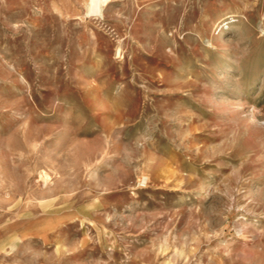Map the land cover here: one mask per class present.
<instances>
[{"label":"rangeland","instance_id":"rangeland-1","mask_svg":"<svg viewBox=\"0 0 264 264\" xmlns=\"http://www.w3.org/2000/svg\"><path fill=\"white\" fill-rule=\"evenodd\" d=\"M89 3L0 0V264H264V0Z\"/></svg>","mask_w":264,"mask_h":264},{"label":"bare ground","instance_id":"bare-ground-1","mask_svg":"<svg viewBox=\"0 0 264 264\" xmlns=\"http://www.w3.org/2000/svg\"><path fill=\"white\" fill-rule=\"evenodd\" d=\"M108 1L110 0H90L87 13L102 16L103 15V5L107 3ZM144 182H145V179H144Z\"/></svg>","mask_w":264,"mask_h":264}]
</instances>
